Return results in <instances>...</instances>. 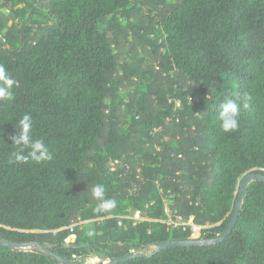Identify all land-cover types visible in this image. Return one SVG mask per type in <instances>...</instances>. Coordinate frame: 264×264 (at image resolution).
Here are the masks:
<instances>
[{"label": "trees", "instance_id": "trees-1", "mask_svg": "<svg viewBox=\"0 0 264 264\" xmlns=\"http://www.w3.org/2000/svg\"><path fill=\"white\" fill-rule=\"evenodd\" d=\"M0 65L15 80L0 99V239L75 263L264 264L257 180L220 243L157 247L191 235L167 227L165 198L209 240L241 178L264 175V0H0ZM245 97L223 131L219 105ZM25 115L50 161L14 160ZM104 200L116 206L96 211ZM37 251L0 246V264H62Z\"/></svg>", "mask_w": 264, "mask_h": 264}, {"label": "clouds", "instance_id": "clouds-1", "mask_svg": "<svg viewBox=\"0 0 264 264\" xmlns=\"http://www.w3.org/2000/svg\"><path fill=\"white\" fill-rule=\"evenodd\" d=\"M15 85V80L10 76L3 65H0V99H11V89ZM247 97L240 102L235 99H225L219 105L218 119L221 121V127L225 132H232L238 128V117L243 109L248 107ZM32 121L30 116H23L16 128V134L11 137L12 144L17 146V150L13 152L16 162H26L29 159L41 163L50 161L52 153L42 139H36L32 136ZM96 198H102L104 187L96 185L93 190ZM116 206L113 200H104L96 209V211L112 209Z\"/></svg>", "mask_w": 264, "mask_h": 264}, {"label": "water", "instance_id": "water-1", "mask_svg": "<svg viewBox=\"0 0 264 264\" xmlns=\"http://www.w3.org/2000/svg\"><path fill=\"white\" fill-rule=\"evenodd\" d=\"M253 180H257V181H262L264 182V175L260 174V173H249V174H245L240 182H239V187H238V196H237V200L235 202V207H234V211L232 213V216L230 217L224 231L221 234H218L215 238L213 239H209V240H201V239H189V240H184V241H167L164 243L159 244L157 247L159 248H169V247H190V246H198V245H207V244H217L220 243L224 238H226L232 231L235 223H236V219H237V215L238 212L241 208V202L242 199L245 195L246 192V188L247 185L253 181ZM0 246L3 247H8L11 249H15V250H22V249H29V248H36L39 252H46V255L50 256L52 259L61 262L62 264H82V263H75V262H69L66 260H62L61 258L55 256L54 254H52L51 252L47 251L45 249V246L36 242H32V243H22V244H18V243H12V242H8L5 241L3 239H0ZM38 252V253H39ZM141 254H136V253H129L125 256L119 257V258H115L111 261H109L108 264H118L120 262H125L127 260L133 259L135 257L140 256Z\"/></svg>", "mask_w": 264, "mask_h": 264}, {"label": "built area", "instance_id": "built-area-1", "mask_svg": "<svg viewBox=\"0 0 264 264\" xmlns=\"http://www.w3.org/2000/svg\"><path fill=\"white\" fill-rule=\"evenodd\" d=\"M117 163H118V161L109 162V168L111 171H113L115 169V165ZM137 190H138L137 187H133V188L129 189V194L134 195L137 192ZM163 203H164V211H165V214L167 215L165 223H166L168 228L172 229V228L180 227L183 231H185L187 228H189V231L191 233L197 230L198 226L193 224V222H192L193 218L192 217H190L188 220H184L181 216H178L171 211L170 202L168 199L165 198L163 200ZM132 218L139 220V214L135 213Z\"/></svg>", "mask_w": 264, "mask_h": 264}, {"label": "rangeland", "instance_id": "rangeland-1", "mask_svg": "<svg viewBox=\"0 0 264 264\" xmlns=\"http://www.w3.org/2000/svg\"><path fill=\"white\" fill-rule=\"evenodd\" d=\"M3 12L5 13H8V10L7 8H4L2 9ZM171 198V196L169 197ZM198 230V231H197ZM197 230L192 232L191 235H190V239H200V236H201V227H197ZM73 238H68L67 240V244H71L73 242ZM36 248H29V249H22L24 251H35ZM153 250V247L148 249V250H145L144 253H148L150 251ZM39 252V251H37ZM77 261L83 263V264H108L109 261L108 260H103V259H100L98 258L97 256H94L92 255L91 257H87V258H77Z\"/></svg>", "mask_w": 264, "mask_h": 264}]
</instances>
